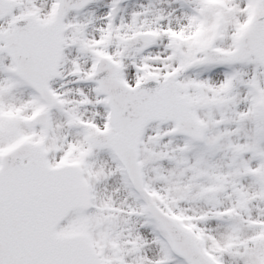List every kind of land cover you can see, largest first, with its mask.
Masks as SVG:
<instances>
[{
	"label": "snow or ice",
	"instance_id": "snow-or-ice-1",
	"mask_svg": "<svg viewBox=\"0 0 264 264\" xmlns=\"http://www.w3.org/2000/svg\"><path fill=\"white\" fill-rule=\"evenodd\" d=\"M0 264H264V0H0Z\"/></svg>",
	"mask_w": 264,
	"mask_h": 264
}]
</instances>
